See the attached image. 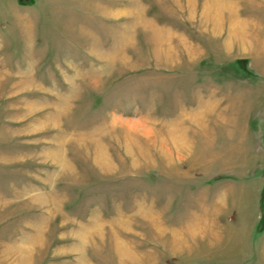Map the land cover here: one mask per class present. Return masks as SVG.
<instances>
[{
  "label": "rangeland",
  "instance_id": "1",
  "mask_svg": "<svg viewBox=\"0 0 264 264\" xmlns=\"http://www.w3.org/2000/svg\"><path fill=\"white\" fill-rule=\"evenodd\" d=\"M257 2L0 0V264H264Z\"/></svg>",
  "mask_w": 264,
  "mask_h": 264
},
{
  "label": "crops",
  "instance_id": "2",
  "mask_svg": "<svg viewBox=\"0 0 264 264\" xmlns=\"http://www.w3.org/2000/svg\"><path fill=\"white\" fill-rule=\"evenodd\" d=\"M263 1V0H262ZM264 3V2H263ZM259 6H261V4L260 3H258L257 2V0H254V9H257V8H259ZM254 12V11H253ZM222 17H224L223 18V21H225L224 23H226V26H225V31H226V33H224V36H225V34H227L228 35V38H229V41L232 39V36L233 35H235L234 33L235 32H237V33H239L238 32V30L236 29V25L237 24H235L236 22L237 23H239V26H242V23L244 22L245 23V25L246 24H248V23H250V28H251V31L248 33V35L247 36H249L248 38H246V40H247V42H249L250 44H251V42L253 41V42H256L257 43V37L256 36H254V25H255V21H252L251 22V20H248L247 18H245V16H243L238 10H236V9H233V7H231V9L230 10H228V11H226V12H224V15H222ZM221 17V18H222ZM251 18V17H250ZM253 37V38H252ZM228 38H227V36H225V43H228ZM237 39H240V42L239 41H237V42H239V43H241L242 44V42H241V38H237ZM242 52L243 51H241V52H239L240 54H242ZM244 57H245V55H244ZM206 72H208V73H212V74H215L214 72H215V70H205ZM212 71H214V72H212ZM223 71V72H222ZM219 72L221 73V76H219V79H217V80H215V81H217V83H218V89H219V91L221 90V91H225V92H220L218 95H219V97H217L216 99H215V101H214V104H215V107H211V104H210V101H208V100H205L203 103H202V106L204 107H210V109L211 108H213V110H214V108H216V110L212 113V114H215L217 111H218V109H220L221 108V102L223 101V99L226 97V96H229L228 95V93H231V95L233 94V92L231 91L234 87H237V86H239L240 84L241 85H243L246 81H247V79L246 78H243L242 76H238V74L237 73H234L235 71H224V70H219ZM247 72H249V71H247ZM240 74V73H239ZM217 75H219V74H217ZM244 77L245 76H247V74H245V75H243ZM248 86V85H247ZM238 88V87H237ZM253 88V87H252ZM234 89H236V88H234ZM254 89V88H253ZM228 91V92H227ZM227 92V93H226ZM225 93V94H224ZM208 101V102H207ZM218 101V102H217ZM208 103V104H207ZM213 104V105H214ZM204 107V108H205ZM206 107V108H207ZM210 109H208V110H210ZM204 111H206V109L204 110ZM212 112V110L209 112V113H211ZM257 177V176H256ZM264 182V181H263ZM227 185L228 186H233V184H231V183H227V184H223L222 186V190H221V199H222V201H219V203H221L222 205H224L225 203H226V200H225V197H224V195H223V191L225 190V187H227ZM262 190V189H261ZM214 200V199H213Z\"/></svg>",
  "mask_w": 264,
  "mask_h": 264
}]
</instances>
